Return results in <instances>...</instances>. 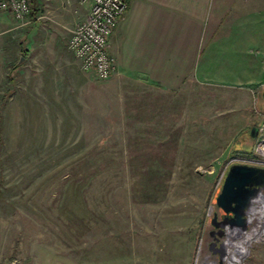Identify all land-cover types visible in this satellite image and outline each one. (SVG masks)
<instances>
[{
	"label": "rangeland",
	"instance_id": "1",
	"mask_svg": "<svg viewBox=\"0 0 264 264\" xmlns=\"http://www.w3.org/2000/svg\"><path fill=\"white\" fill-rule=\"evenodd\" d=\"M31 4L11 51L52 30L67 48L90 9ZM19 57L0 69V264H264V200L245 233L213 224L228 167H264V56L235 84L170 93L87 73L68 101L22 89Z\"/></svg>",
	"mask_w": 264,
	"mask_h": 264
},
{
	"label": "crops",
	"instance_id": "2",
	"mask_svg": "<svg viewBox=\"0 0 264 264\" xmlns=\"http://www.w3.org/2000/svg\"><path fill=\"white\" fill-rule=\"evenodd\" d=\"M10 18L0 13V69L21 55L14 71L22 89L40 87L70 100L77 79L89 72L80 69L57 30L36 38L25 33L23 50L17 43L11 51ZM108 52L117 73L112 83L167 93L209 82L235 84L247 75L244 62L264 56V0H127Z\"/></svg>",
	"mask_w": 264,
	"mask_h": 264
},
{
	"label": "built area",
	"instance_id": "3",
	"mask_svg": "<svg viewBox=\"0 0 264 264\" xmlns=\"http://www.w3.org/2000/svg\"><path fill=\"white\" fill-rule=\"evenodd\" d=\"M88 1L89 12L74 27L67 48L82 71L92 73L99 80H107L115 72L108 52L109 39L126 10L127 0ZM0 13L9 15L19 27H25L30 24L31 0H0Z\"/></svg>",
	"mask_w": 264,
	"mask_h": 264
},
{
	"label": "water",
	"instance_id": "4",
	"mask_svg": "<svg viewBox=\"0 0 264 264\" xmlns=\"http://www.w3.org/2000/svg\"><path fill=\"white\" fill-rule=\"evenodd\" d=\"M24 61L19 57L17 66ZM257 128L251 129L255 138ZM264 191V167L235 163L228 167L215 199V206L223 213L221 221L213 224L228 230H237L240 234L247 230V213L252 203Z\"/></svg>",
	"mask_w": 264,
	"mask_h": 264
},
{
	"label": "bare ground",
	"instance_id": "5",
	"mask_svg": "<svg viewBox=\"0 0 264 264\" xmlns=\"http://www.w3.org/2000/svg\"><path fill=\"white\" fill-rule=\"evenodd\" d=\"M258 200H261V201H263L264 200V197L260 194L257 198H256V200L255 201H258ZM264 202V201H263ZM254 203V202H253ZM251 209V212H253V210L255 209V208H250ZM248 212H250V211H248ZM250 216H248L247 217V222L249 223L250 222ZM225 230V235H229L230 233H232V232H234L235 231V229H233V230H228V229H224ZM238 232V231H237ZM248 237V236H247ZM264 238V227L256 234V237L255 238ZM248 239H249V237H248ZM225 244L223 243L222 244V247L224 246Z\"/></svg>",
	"mask_w": 264,
	"mask_h": 264
}]
</instances>
